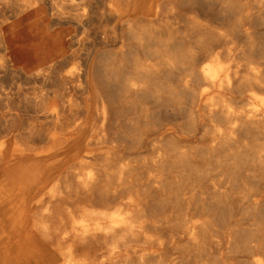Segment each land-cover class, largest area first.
<instances>
[{"label": "bare ground", "instance_id": "bare-ground-1", "mask_svg": "<svg viewBox=\"0 0 264 264\" xmlns=\"http://www.w3.org/2000/svg\"><path fill=\"white\" fill-rule=\"evenodd\" d=\"M195 3L0 0V264H264V46Z\"/></svg>", "mask_w": 264, "mask_h": 264}, {"label": "rangeland", "instance_id": "rangeland-1", "mask_svg": "<svg viewBox=\"0 0 264 264\" xmlns=\"http://www.w3.org/2000/svg\"><path fill=\"white\" fill-rule=\"evenodd\" d=\"M228 1L234 2L232 13L225 10ZM194 8L201 24L215 33L211 40L201 35L204 37V43L200 46L201 55L224 52L231 46L237 47V50L246 49L250 44L259 48L264 46V3L257 0H196ZM201 32H204V28ZM247 56L240 57V61L244 62ZM108 201L116 204V200L110 198L105 202L107 205H110ZM105 203L99 204L101 208L114 206L107 207Z\"/></svg>", "mask_w": 264, "mask_h": 264}]
</instances>
